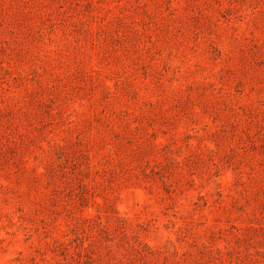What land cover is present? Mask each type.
I'll return each instance as SVG.
<instances>
[{
    "label": "rangeland",
    "instance_id": "1",
    "mask_svg": "<svg viewBox=\"0 0 264 264\" xmlns=\"http://www.w3.org/2000/svg\"><path fill=\"white\" fill-rule=\"evenodd\" d=\"M0 264H264V0H0Z\"/></svg>",
    "mask_w": 264,
    "mask_h": 264
}]
</instances>
